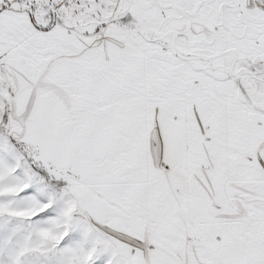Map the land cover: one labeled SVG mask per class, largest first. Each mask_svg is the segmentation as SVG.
Segmentation results:
<instances>
[{"label":"snow or ice","instance_id":"1","mask_svg":"<svg viewBox=\"0 0 264 264\" xmlns=\"http://www.w3.org/2000/svg\"><path fill=\"white\" fill-rule=\"evenodd\" d=\"M0 264H264V0H0Z\"/></svg>","mask_w":264,"mask_h":264}]
</instances>
